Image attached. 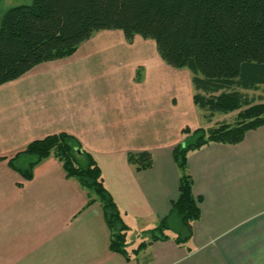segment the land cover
I'll list each match as a JSON object with an SVG mask.
<instances>
[{
    "label": "crops",
    "instance_id": "0c3cea01",
    "mask_svg": "<svg viewBox=\"0 0 264 264\" xmlns=\"http://www.w3.org/2000/svg\"><path fill=\"white\" fill-rule=\"evenodd\" d=\"M183 88L189 77H175L155 42L138 35L129 43L120 30L99 31L72 56L0 85V264H264V125L240 143L191 151L201 217L185 241L173 231L146 238L178 197L173 152L182 130L198 128L188 123V107L173 102ZM60 132L76 136L100 164L130 226L129 258L111 250L101 202L88 204V190L56 156L29 180L9 163L32 141ZM141 151L152 154L149 169L128 159Z\"/></svg>",
    "mask_w": 264,
    "mask_h": 264
},
{
    "label": "trees",
    "instance_id": "16d2710c",
    "mask_svg": "<svg viewBox=\"0 0 264 264\" xmlns=\"http://www.w3.org/2000/svg\"><path fill=\"white\" fill-rule=\"evenodd\" d=\"M102 30H122L129 43L138 35L153 40L168 65L190 71L194 103L209 116L239 111L235 125L184 127V138L174 148L179 194L171 213L152 230V240L168 239L166 231H173L176 242L185 241L201 217L189 153L213 142L240 143L249 130L264 125V102L247 93L264 85V0H33L15 5L0 26V85L41 63L72 56ZM51 155L63 163L67 177L88 190V204L101 202L110 248L129 258L130 226L106 187L100 164L76 136L60 132L34 140L9 163L29 180L34 167ZM128 159L138 170L153 165L149 151L129 153Z\"/></svg>",
    "mask_w": 264,
    "mask_h": 264
},
{
    "label": "rangeland",
    "instance_id": "374dc122",
    "mask_svg": "<svg viewBox=\"0 0 264 264\" xmlns=\"http://www.w3.org/2000/svg\"><path fill=\"white\" fill-rule=\"evenodd\" d=\"M33 0H0V22H1V18L3 16V14L11 7L15 6V5H22V4H31ZM1 26V25H0ZM121 32H123L122 30H120ZM143 40H149L154 42L153 40L150 39H144L143 37H141ZM134 42V41H133ZM170 68H172L173 70V74L175 75V77L177 76L179 78V80H182L184 78H186L187 76L189 77V89L187 88H183L182 91L181 89H179L178 94H175L173 97V102L174 104H176V102L178 103V106H182V107H188V112L190 113L191 119L189 120V124L193 125L194 127H203L205 129H209V128H213L219 124L222 123H226V124H230V125H235L238 121V113L239 111H234V112H230V113H221V112H217L214 116H209V112L207 110L201 109L200 107L196 106V105H189L190 99H192V95H194V88L192 85V81H191V73L188 69H176L172 66L169 65ZM139 69L137 68V71ZM139 72V71H138ZM140 76H141V70L139 72ZM170 73V70L169 72ZM248 95L250 98H255V100H257V102L259 101H263L264 102V85L259 87L258 89L255 90H248L247 91ZM260 97H263V99H260ZM177 98V100H176ZM194 101V100H193ZM188 103V106H186ZM195 108V109H194ZM193 111H195L196 116H194ZM197 117V118H195ZM159 224H157L156 226H153L152 228H150L148 231V235H146V238H150V240L152 239V230L154 228H156ZM144 243V242H142Z\"/></svg>",
    "mask_w": 264,
    "mask_h": 264
}]
</instances>
